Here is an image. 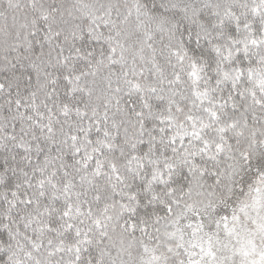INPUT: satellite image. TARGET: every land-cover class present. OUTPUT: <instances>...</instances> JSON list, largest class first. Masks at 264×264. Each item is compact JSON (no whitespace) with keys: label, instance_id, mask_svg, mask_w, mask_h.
Wrapping results in <instances>:
<instances>
[{"label":"snow or ice","instance_id":"6c2138e0","mask_svg":"<svg viewBox=\"0 0 264 264\" xmlns=\"http://www.w3.org/2000/svg\"><path fill=\"white\" fill-rule=\"evenodd\" d=\"M0 264H264V0H0Z\"/></svg>","mask_w":264,"mask_h":264}]
</instances>
